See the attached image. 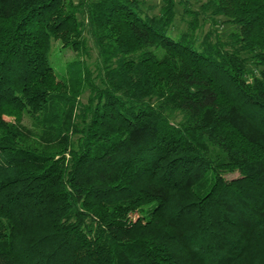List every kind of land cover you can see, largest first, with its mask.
Instances as JSON below:
<instances>
[{
	"label": "trees",
	"instance_id": "obj_1",
	"mask_svg": "<svg viewBox=\"0 0 264 264\" xmlns=\"http://www.w3.org/2000/svg\"><path fill=\"white\" fill-rule=\"evenodd\" d=\"M0 264H264V0H0Z\"/></svg>",
	"mask_w": 264,
	"mask_h": 264
},
{
	"label": "rangeland",
	"instance_id": "obj_2",
	"mask_svg": "<svg viewBox=\"0 0 264 264\" xmlns=\"http://www.w3.org/2000/svg\"><path fill=\"white\" fill-rule=\"evenodd\" d=\"M189 1H191V2H193V0H189ZM179 8V7H178ZM180 9L181 8H179V11H180ZM186 20H187V16H184V15H181V14H179V16H178V19L176 20V27H178L179 28V30H183V29H185L186 28ZM224 29H225V27H223ZM177 29H173L172 30V33L173 34H176L177 33V31H176ZM53 45L56 47V45H57V42L56 43H53ZM53 49H55V48H53ZM95 55H96V53H95V51L94 50H91V58H90V60H94V58H95ZM59 55H56V54H53V59L55 58V57H58ZM74 57V52L71 50V49H66L65 51H64V53H63V56L62 57H60V62L59 63H54V66H55V70H57L58 72L60 71L59 69H61V66L66 62V61H68L69 59H72ZM57 61V60H56ZM61 63H63L62 65H61ZM83 100L85 99V95L83 96V98H82ZM6 119H10L9 117H6ZM25 124H27L28 126H30L29 124H30V121H29V119L26 117L25 119H24V121H23ZM235 176V175H234Z\"/></svg>",
	"mask_w": 264,
	"mask_h": 264
}]
</instances>
